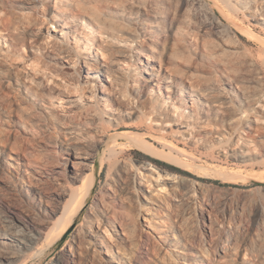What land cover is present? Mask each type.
Wrapping results in <instances>:
<instances>
[{"label":"rangeland","instance_id":"374dc122","mask_svg":"<svg viewBox=\"0 0 264 264\" xmlns=\"http://www.w3.org/2000/svg\"><path fill=\"white\" fill-rule=\"evenodd\" d=\"M225 1L0 0V264H119L118 258L129 260L140 245L143 254L147 249L160 258V264H264V182L254 178L264 175V156H255L253 161L227 157L221 150L226 139L218 133H226L230 121L204 100L190 96L195 86L214 100H231V106L247 116L251 110L238 97L244 101L240 88L246 86V78L253 77L260 82L247 94L253 108L264 107V12L260 7L249 10L250 5L241 0ZM77 6L85 8V22L69 12L76 19L68 37L59 33V23L43 20L58 9ZM154 16L167 36L169 58L161 44L149 35L144 37L145 31L154 29ZM133 40H143L140 50L144 54L162 59L155 63L156 69L163 83L170 79L174 96L182 93L179 101L173 100L163 83L161 91L143 86L146 61L133 50ZM97 45L104 46L103 59L94 58ZM120 52L131 60L118 69L112 62ZM100 63L103 73L90 75L88 67ZM111 87L120 104L103 94ZM160 105L165 106V120L173 123L164 130L149 118ZM175 105H181L177 113ZM130 109L135 115L127 114ZM185 120L195 129L191 140L176 131L175 123ZM130 132L164 156L133 145ZM85 133L108 140L99 149L97 171L108 146H114L117 155L101 169L75 222L54 242L46 236L59 223L61 208L69 201L64 189L80 186L69 179L72 164L64 154L66 142ZM138 151L196 178L160 168L139 158ZM144 164L179 177L172 186L165 181L166 189L156 191L152 198L148 178L153 174L155 180L158 175ZM54 167L58 174L52 171ZM141 177H147L146 186L138 185ZM116 189L122 200L115 207L117 212L132 216L127 237L121 228V237L112 228L106 229L100 212L104 204L112 205L110 194ZM150 198L165 204V238L148 228V214L156 208ZM202 208L209 211L211 234L203 225ZM137 210L141 214L135 215ZM19 219L44 233L30 249L20 239L11 240L4 228L6 220L22 225ZM81 224L84 232L76 241ZM8 256L14 257L11 263ZM219 256H224L221 262Z\"/></svg>","mask_w":264,"mask_h":264},{"label":"bare ground","instance_id":"6f19581e","mask_svg":"<svg viewBox=\"0 0 264 264\" xmlns=\"http://www.w3.org/2000/svg\"><path fill=\"white\" fill-rule=\"evenodd\" d=\"M211 1L216 3V4H219L220 1L224 2V0H211ZM241 2L246 4L247 6L250 5L248 8L249 10L252 9L253 7H255V8L260 7V9L264 12V0H241ZM231 3H234V2H231ZM251 5H252V7H251ZM82 8H84V7H82ZM82 8L77 6L75 8L74 7L69 8V10H68V9H65L63 7V9H58V10L50 13L49 15L45 16L46 18L43 20H45L46 22L53 20V21H56L57 23H59L60 27H61L59 33L62 35L64 34L66 37H68L69 29L72 26V23L74 22V18H75L71 14H69V12L72 11V14L75 15L77 17V19L80 18L82 21L85 22V17H86L85 11H84L85 8L84 9H82ZM210 12H211V10H210ZM211 13H212V16L214 18V21L217 22L216 20H219V19L217 18V16H215L213 14V12H211ZM154 19H156V23L153 26L154 29H151V31H145L144 37H146V35H149V38L152 39V41L154 43L161 44L165 49V58H169V56L167 54V51L169 48L167 45V36L165 35V32H163L159 29V26H158L160 23L159 20H157V18L155 16H154ZM252 20H256V19L253 18ZM103 24H105V23H103ZM147 24H149V23H147V21H146L144 23V25L147 26ZM110 25H112V24H110ZM89 26H90V24H88L87 28H89ZM50 28H51V26H50ZM114 29H116V27ZM149 29H150V27H149ZM77 32H78V29L75 28L74 34L76 35ZM48 39L50 41L53 40L49 37H48ZM140 39H141V37H140ZM143 40H145V38ZM143 40L142 41H140V40H138V41L133 40L132 41V45H133L132 48L135 51V53L138 54V58H140V59L144 58V60L146 61V63H144V68H146L144 73L146 74V77L143 79V81L141 83L143 84V86L145 85V86H149L150 88L152 87V91L154 90L153 86H156L159 89V91H161V88H162L161 84L163 82L161 81L160 70L158 71L156 69L155 63H158L162 59L156 55H152V54H148V53L144 54L142 52V50H140V47L144 46ZM88 42H89V40H88ZM122 42H123V40H122ZM124 42H125V39H124ZM150 45H152V44H150ZM121 46H123V45H121ZM103 47L98 46V45H97V47H95L97 49V52L94 55V58L96 60H97V58H99V56H100V58L102 57V59H103V56H105L106 51L104 50ZM129 60H131V59L128 57V55L124 54L123 52H120V54H118L117 58L114 59L112 63L114 66H117L118 69H121L122 66H125V64L129 63ZM140 63H141V61H140ZM102 66H104V64H102ZM160 68H161V66H160ZM101 72L103 73V70L101 68V63H100V65H95L94 67H88V73L90 75L98 76ZM257 80L259 81V79H255L253 77L246 78V82H245L246 86L245 87L243 85H242L243 87L240 86L241 88H240L239 92H240V94H242V99L244 101H241V98H239V97H238V101L242 105L243 104L248 105V108H250L251 111L247 114V116H244L243 112H240L238 109L233 108L231 106V100H229V99L228 100L225 99L226 101H224L222 98H220L218 96L220 99L217 98L218 100H214L210 93L200 92L197 90L198 88L197 89L194 88L195 86L194 87L191 86V89H190V91H191L190 92L191 94L189 93L190 96L197 97L200 100H204L205 101L204 103H207V104H205L206 106L214 107L218 114L222 115L223 118H228V120L230 121L229 130L226 131V133H223L220 130L219 131L220 133H218V137L220 139H223V140L226 139L225 142L223 144H221V150L226 152L225 154L227 157H231L235 161H239L240 159H243V158H248L249 160L253 161V160H255V156H256V158L257 157L263 158V156H264V110H263L264 107L259 108V110H257L256 108H253L254 104L252 103L253 102L252 97H251V95H248L249 93L247 92V90L254 88V85L260 82V81L258 82ZM108 82L110 83V85H112L113 84L112 78H108ZM169 83H170V79L166 78L165 82L163 84H165V86L167 85V92L169 94H171V96L172 95L174 96V92L171 89V86L169 85ZM102 92L114 104H120V101L115 96V90L113 91L112 87H111V89H108V90L102 91ZM171 96H169L170 99L172 98ZM181 96H182V93L174 96L173 100L175 101L177 99V101H179ZM236 99H237V97H236ZM177 101H175V102H177ZM174 107H175V110H177L176 111V113H177L179 111L181 105H178V106L175 105ZM135 113L136 112L133 109L127 110V114H129L130 116L135 115ZM166 113L167 112H166L165 106L160 105L157 108V110L153 112L154 115L151 114L149 116V118L150 119L154 118L153 124H155L159 127H162L164 130V127H170L173 124L171 121L167 122L165 120V118L167 117ZM109 118H110V120H114V122H116V120H117L116 118L112 117L111 115ZM175 124H176L175 126L177 127L176 131L178 132V135L181 138L186 139V140L192 139L193 133L195 132L194 131L195 129L192 127L190 120H185L182 122L179 121ZM93 126H94V124H93ZM97 127H98V125H97ZM96 129H98V128H96ZM222 131H224V130H222ZM202 132H206V131L202 130ZM79 133H80V131H79ZM82 133H84V132H82ZM101 134H103V133H101ZM128 134L131 135L130 138H132V137L134 138L133 145L139 147L144 152L151 154V155H155V156H164L161 150H159L157 147H155L154 145H152L148 141L141 139V137H139L138 133H137L138 135H133V133H131V132ZM73 136H72V139H73ZM72 139L67 140L66 147L64 150V154L66 155V159L68 160V162L70 164H72V172H71V175L69 176V179L71 180L72 184L78 183V184H80V186L78 187V189H74L73 187H66L64 189L63 196L69 197V201L66 203V205L63 208H61L62 209V217H61V215H59V217H61L59 223L54 224L46 236V238L53 239L54 242L56 240H58L59 237L75 222V220L79 214V211L88 202L91 194L93 193L94 188L96 187V185L98 183V177H100V175H101V169L104 167V165L106 163L109 162V160H112L117 155L114 146H108L107 149L103 153V157H102V161H101V169H100V171H97L95 164H96L98 156H99V149L103 148L107 144L106 141H108V140L105 141L104 136L99 135L97 137V136L90 135L88 133H85L84 135L78 134L75 137V139H73V140H75V142L72 141ZM163 147H165V146H163ZM257 148H259V149H257ZM106 156H108V157H106ZM11 159H13V157ZM255 164H253V167L255 166ZM143 166H144V168H146V170L152 171V173L154 172L158 175V177L155 180H154L155 176H153V174H150L152 179H150V176L148 178L149 184H151L154 187V189H153V187L151 189H149L151 192L150 194H151L152 198L154 196V193H156V191L160 190L161 188L163 190L164 187L166 189V186L164 184L165 181H168V183H170V185L172 186L176 183V180L179 177V176L176 177V175L167 174V173L162 174L160 170H159L160 171L159 172L158 170L154 169L151 166H148L147 164H144ZM56 168L57 167H54V169L52 170L54 172V174H58V172H59V171H57ZM143 176H145V175H143ZM146 178L140 179V181H138V185L141 187L146 186V184L144 185V182H143V181L147 182ZM231 178L234 179L236 177H233V175H232ZM254 178L258 181L264 182V175H255ZM119 196L120 195H119V192L117 191V189L115 191H113L112 194H110V200L112 202V205H109V206L106 205L105 206V204L102 203V204H104V209L100 210V212H101L104 224L107 225L106 229H107V227H110V228H112V230H114L115 234L119 235L120 237L122 234L127 237V235L129 234V232L127 230V226L131 223L132 216L127 215L126 213L125 214L119 213V211L117 212L115 207L117 205H119L122 201V200H120ZM149 200H152V199L150 198ZM152 201L154 202L153 205H155L156 208H152V210H154V211L152 213L149 212V214H148L150 216L149 219H147V222L149 223L148 228H150L155 233L160 234L159 235V236H161L160 238H165V231H166V227H167V224H166L165 219H164L165 204H163V202H162V205H161V201L159 204L158 203L159 201L157 202L156 199H154ZM152 201H150V202H152ZM110 206H112V207H110ZM162 210H164V213H162ZM200 213L204 219L203 220L204 227L206 229H208L209 233L211 234L212 233L211 232L212 221H211V218L209 216V211L207 209L202 208ZM262 213H264V209H262ZM139 214H141V210H139L135 215H139ZM167 215L168 214H166V216ZM95 216H96V214H95ZM96 219H97V216H96ZM19 221H20V223H22V225H19L18 222L15 220H10V221L6 220V221H4V228L8 233H10L12 235L11 240L20 239V241L23 243L24 247L30 249L33 245H36L43 238L44 233L41 230H38L36 226L34 227L32 225L25 224L24 220L19 219ZM130 225H132V224H130ZM119 228L122 229V231H123L122 234L119 232ZM83 232H84V229H83L82 224H81L77 227V230L75 233L76 235L74 236V240H76V241L79 240L80 239L79 237L81 236V234ZM146 237L149 241L150 238L152 237L150 232H148L146 234ZM122 239H123V237H122ZM141 239H142V237H141ZM124 240H125V238H124ZM188 240H189V238H188ZM182 241H183V236L179 238V242H182ZM183 245L186 246L185 244H183ZM142 247L143 246L140 245V247L137 248L138 249L137 254L132 255L130 257L128 256L127 259H129V260L126 261L120 257L115 262H118L119 264L120 263L121 264H126V263H128V264H160V263H158V260L160 258L158 259L156 257V255H154L153 253H150L147 249L145 251V254H143L144 250H142ZM182 253H184V252H182ZM125 256H127V255L125 254ZM131 257H133V258H131ZM219 257H220L219 262H221V260L224 259V256H222V257L219 256ZM5 258H6L8 263H11L10 261H12L14 257L8 256Z\"/></svg>","mask_w":264,"mask_h":264},{"label":"trees","instance_id":"16d2710c","mask_svg":"<svg viewBox=\"0 0 264 264\" xmlns=\"http://www.w3.org/2000/svg\"><path fill=\"white\" fill-rule=\"evenodd\" d=\"M136 155H138L139 158H142V159H147L149 161H151L152 163H154L155 165H157L158 167L160 168H165V169H169L171 171H175L179 174H182V175H186V176H189V177H193V178H196V176H194L193 174L187 172V171H184L180 168H177L175 166H172V165H169L161 160H157V159H154V158H151L149 156H146L145 154H143L142 152H136ZM202 181H207L209 182L210 180H205V179H200ZM214 183L218 184V185H221L218 181H215ZM223 186H226V185H223ZM229 186H232V185H229Z\"/></svg>","mask_w":264,"mask_h":264}]
</instances>
